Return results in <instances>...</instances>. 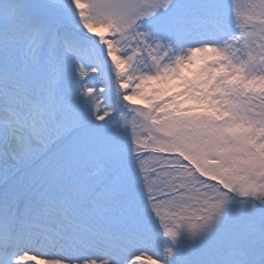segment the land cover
I'll use <instances>...</instances> for the list:
<instances>
[{
  "label": "snow or ice",
  "instance_id": "1",
  "mask_svg": "<svg viewBox=\"0 0 264 264\" xmlns=\"http://www.w3.org/2000/svg\"><path fill=\"white\" fill-rule=\"evenodd\" d=\"M0 264H264V0H0Z\"/></svg>",
  "mask_w": 264,
  "mask_h": 264
}]
</instances>
